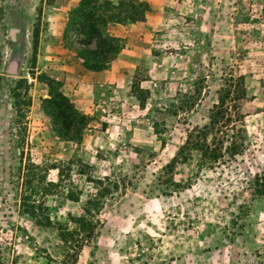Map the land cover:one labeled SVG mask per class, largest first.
<instances>
[{
	"label": "rangeland",
	"instance_id": "1",
	"mask_svg": "<svg viewBox=\"0 0 264 264\" xmlns=\"http://www.w3.org/2000/svg\"><path fill=\"white\" fill-rule=\"evenodd\" d=\"M81 1L0 0V264H264V0H153L127 37L114 20L148 2L99 0L126 50L112 77L82 65ZM57 92L86 118L70 140L44 110Z\"/></svg>",
	"mask_w": 264,
	"mask_h": 264
},
{
	"label": "trees",
	"instance_id": "2",
	"mask_svg": "<svg viewBox=\"0 0 264 264\" xmlns=\"http://www.w3.org/2000/svg\"><path fill=\"white\" fill-rule=\"evenodd\" d=\"M99 0H82L76 7V14L71 18L72 25L77 26L78 32L84 37V42L87 43V48L78 49L79 56L82 57V65L91 71H99L107 67L108 63L113 60L120 52V45L117 42L118 37H113L104 29L103 22L100 20L98 5ZM118 3L115 6L120 5ZM144 10H148L146 3L142 4ZM135 14V15H134ZM128 17L130 20H140L142 17L136 16V13ZM122 23L123 19L114 20ZM37 34V33H36ZM35 34V36H36ZM94 47H91V44ZM242 83L241 94L245 96V87ZM230 91H228L229 95ZM144 99H140L142 102ZM44 110L51 117L54 125V130L59 136L70 140L75 136H79L82 132L85 123V116L80 114L74 107L73 103L64 94L57 92L52 93L50 98L44 100ZM207 128V127H206ZM205 129V128H204ZM191 133L188 134L185 143L192 139ZM205 136L197 139L194 148L200 152L203 157H211L215 160L220 152L223 142L216 147V144L211 142L207 143V133ZM229 137L228 133L225 134ZM203 138V139H202ZM214 146V147H212ZM227 147V146H226ZM241 145H236L234 142L227 147L232 158L240 153ZM255 194L264 196V175L258 176L255 180Z\"/></svg>",
	"mask_w": 264,
	"mask_h": 264
},
{
	"label": "water",
	"instance_id": "3",
	"mask_svg": "<svg viewBox=\"0 0 264 264\" xmlns=\"http://www.w3.org/2000/svg\"><path fill=\"white\" fill-rule=\"evenodd\" d=\"M10 42L3 69L6 74L20 75L27 56V39L21 28L11 29Z\"/></svg>",
	"mask_w": 264,
	"mask_h": 264
},
{
	"label": "crops",
	"instance_id": "4",
	"mask_svg": "<svg viewBox=\"0 0 264 264\" xmlns=\"http://www.w3.org/2000/svg\"><path fill=\"white\" fill-rule=\"evenodd\" d=\"M149 4V7H148V10H146V14L144 15V19H140V20H135L134 22H129V23H120V22H114L113 26H111V31L115 32L116 36H121V37H127L129 36L131 33H133V31L136 29V28H143L142 26L143 25H147L149 23V20L151 19L152 17V13L155 9H157L158 7L157 6H154L155 4L152 3L153 0H146ZM115 3H117L118 1L117 0H114ZM163 4L164 0H162ZM126 56V50L125 51H121L117 54V56L111 61L108 63V67L107 69H104V70H101L99 72H95V73H98L100 75H102V77H105L107 76V74H109L111 77L113 75H116V73H114L113 71V67H119L121 68L124 59H122L123 57Z\"/></svg>",
	"mask_w": 264,
	"mask_h": 264
}]
</instances>
